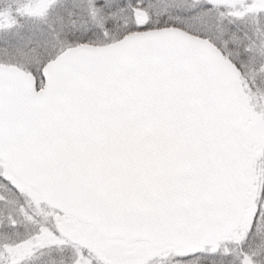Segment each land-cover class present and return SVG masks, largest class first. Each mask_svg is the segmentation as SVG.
Segmentation results:
<instances>
[{
	"label": "snow or ice",
	"instance_id": "1",
	"mask_svg": "<svg viewBox=\"0 0 264 264\" xmlns=\"http://www.w3.org/2000/svg\"><path fill=\"white\" fill-rule=\"evenodd\" d=\"M0 264H264V0H0Z\"/></svg>",
	"mask_w": 264,
	"mask_h": 264
}]
</instances>
